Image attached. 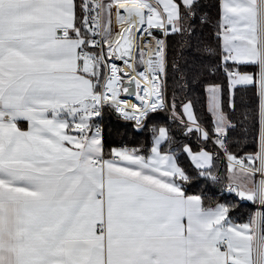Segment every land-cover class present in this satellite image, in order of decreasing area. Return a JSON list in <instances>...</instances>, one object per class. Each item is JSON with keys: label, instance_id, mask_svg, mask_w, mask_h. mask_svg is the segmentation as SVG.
Returning a JSON list of instances; mask_svg holds the SVG:
<instances>
[{"label": "crops", "instance_id": "1", "mask_svg": "<svg viewBox=\"0 0 264 264\" xmlns=\"http://www.w3.org/2000/svg\"><path fill=\"white\" fill-rule=\"evenodd\" d=\"M107 2L123 16L116 27L113 10L116 45L108 39L117 48L129 42L131 59L136 33L126 27L128 6L142 11L138 30L171 29L178 16L175 0ZM219 7L221 58L262 63L264 98V0H219ZM74 14V0H0V264H264L259 212L251 230L223 222L220 205L205 209L199 195L182 194L174 180L180 168L160 149L164 127L147 156L115 147L118 159L90 164L103 143L75 111L96 97L92 64L78 54L81 39L70 35ZM205 93L219 133L228 121L218 85ZM76 122L84 130H75ZM186 151L194 165L208 166V152ZM263 190L253 191L259 203Z\"/></svg>", "mask_w": 264, "mask_h": 264}, {"label": "trees", "instance_id": "2", "mask_svg": "<svg viewBox=\"0 0 264 264\" xmlns=\"http://www.w3.org/2000/svg\"><path fill=\"white\" fill-rule=\"evenodd\" d=\"M82 1L74 0V29L70 35L80 38V46L97 56L98 47L89 43V31L83 24ZM175 3L178 16L164 36L160 59L162 71L159 73V92L163 105L146 111L136 122L131 117L115 114L113 105L105 102L102 105V117L86 118L85 125L92 130L97 121L101 122L103 153L107 156L111 155L113 148L122 145L130 147L139 155L147 156L153 137L159 128L164 127L167 138L160 149L172 154L180 168L181 172L174 176V180L182 194L199 195L200 205L205 209L220 205L225 210L223 222L247 223L252 230L258 215L256 197L250 199L236 192L237 183L242 179L230 173L224 155L229 153L241 157L250 167L256 166L260 126L258 65L236 64L228 60L221 63L219 0H193L188 6L183 5L181 0H175ZM109 11L107 38L113 33L111 8ZM151 31L156 32L154 29ZM134 52L133 67L139 70L143 67L140 52L137 49ZM91 68L89 76L93 82V96L97 100L107 67L95 59ZM224 68L237 73H249L253 80L230 87L228 77L231 74ZM209 84L218 85L219 107L228 121L221 131L224 138L219 142V147L212 141V138L218 137V132L206 106L205 87ZM185 102L192 108L194 125L184 119L181 106ZM186 149L191 152H208V166L194 165ZM246 173L252 178L253 186V174L248 171ZM259 206V235L264 238L263 200Z\"/></svg>", "mask_w": 264, "mask_h": 264}, {"label": "built area", "instance_id": "3", "mask_svg": "<svg viewBox=\"0 0 264 264\" xmlns=\"http://www.w3.org/2000/svg\"><path fill=\"white\" fill-rule=\"evenodd\" d=\"M105 0H83L81 4V11H83V24L86 26V28L89 31V43L91 45H95L98 47V55L91 53L88 49L85 47L80 46L78 50L79 56L86 59V61L89 64H92L95 59H98L99 61L103 60V31H104V25H103V3ZM156 32L148 31V30H137L135 35V45L134 49H137L140 52L141 55V61L142 65L144 64V60L147 56H151V62L152 66L154 68H158L159 66V58L161 57L163 46H164V40H165V34L168 30H170V26L166 23H163L162 25L154 28ZM155 55V56H154ZM105 63L104 61H102ZM223 62V59L221 58V63ZM110 65H109V71H110ZM226 72L229 74L235 73V70H227L224 68ZM118 71V69H117ZM263 72V64L261 63L258 67V74H262ZM156 77H157V71H156ZM159 96L160 92L158 93ZM105 99L103 97H100L96 100H88L82 103L75 111L77 113V117L81 119V117H102V105L105 103ZM264 98L263 96L260 97L259 101V121L260 126L258 130V141H257V154H256V166L254 168L250 167L248 164H246V161L242 159L241 157L233 156L229 153H225L224 159L227 164L232 165L233 167L242 168L244 170H247L251 174H253L255 178V190L257 193H260V190L262 189L264 185V135L262 132L263 128V115H264ZM74 129L77 131L84 130L83 125H79L77 122L74 123ZM103 126L101 125L100 121H97L96 124H94L93 130L95 132H98L100 135L102 133ZM218 137L212 138L213 143L219 147V142L224 138L222 133L217 134ZM128 146H117L116 148H125ZM107 157L105 153H103L101 156L92 157L90 160V164L97 167L98 165L102 164L104 159ZM108 157L112 159H118L119 155L118 153H111ZM257 202V212H259L260 206L259 201L256 199ZM226 242V238L221 239L216 243L217 247H223L224 243ZM256 264V263H254Z\"/></svg>", "mask_w": 264, "mask_h": 264}, {"label": "bare ground", "instance_id": "4", "mask_svg": "<svg viewBox=\"0 0 264 264\" xmlns=\"http://www.w3.org/2000/svg\"><path fill=\"white\" fill-rule=\"evenodd\" d=\"M127 10L126 27H134V29L139 28L142 21V11L134 8V6H128ZM119 38V41H121L122 35H120ZM128 43H123V49L124 52L129 53V56L121 57L122 64L120 67H122V72L134 76L138 92L134 95L124 94L122 97L118 95L119 88L121 87L117 73L118 68L111 64V71L105 80L103 96L106 102L112 103L114 109L117 110L121 116L139 120L144 112L161 106L162 101L158 95V80L150 58L152 55L145 58L141 69L136 70L133 67V59H131L132 52L130 50V43Z\"/></svg>", "mask_w": 264, "mask_h": 264}, {"label": "rangeland", "instance_id": "5", "mask_svg": "<svg viewBox=\"0 0 264 264\" xmlns=\"http://www.w3.org/2000/svg\"><path fill=\"white\" fill-rule=\"evenodd\" d=\"M102 7H103V10H104L103 11V25H104L103 39H104V43H103V50H102V53H103V60L102 61H104L105 63H103L102 61L101 62L104 65H106V67H107V74L105 75L106 77L109 75V73L111 71V69L109 71V65L112 64V65H115L118 68L117 73H118V76H119V81H120V86H121L123 77L124 78L127 77L128 74L122 72V67H120L121 64H122V61H121L120 64H118L117 60H118V58H120V56H125L126 53L124 52L123 48H117L115 46L114 47L112 46V43L116 45V39H114V37H113L114 33H113V35L110 38L112 43H110V39L107 38V36H106L107 34L106 33H107V30H108V25H109V24H107V15H108L109 8H111V10H112V6H111V4L109 2H107V3L103 4ZM113 10H112V15H113ZM112 15H111V17H112ZM122 20H123V16H119L117 14V11L114 10V24L116 25V27H117L118 24L122 23ZM137 30L138 29H135V30L133 29V32H132L133 33V38H134V32L136 33ZM114 32H115V30H114ZM128 34H130V33H128ZM134 40H135V38H134ZM134 51H135V49H133V52ZM140 59H141V55H140ZM160 59H161V57L159 58V65H158L159 67L158 68H154V70L157 71L158 88H159V83H160L159 73L162 71V66H161V63H160L161 60ZM141 64H142V61H141ZM240 75H242L241 72H238L235 75H229L228 78H229V81H230L229 82L230 87H232L235 84H238V82L242 80V78H240ZM106 77H104V80L102 81L103 83L101 84V90H100V93L98 94L99 98L103 97V99L105 98L103 96V89H104V84H105ZM119 92L121 94L122 86L119 88ZM137 92H138V89H137L136 93ZM208 93H209V108H211L213 110V113L215 114L214 107L212 106V103H213L212 93H210V92H208ZM120 94H118V95L120 96ZM181 108H182L184 119L186 121L190 122V124H193L194 123V122H192L193 121V111H192V108L190 107V104L188 102H185V103L182 104ZM218 110L219 109L217 108L216 111H218ZM262 132H263V128H262ZM219 133H222V132H219ZM257 151H258V149H257ZM257 151H256V154H257ZM263 158H264V155H263ZM255 162H256V157H255ZM229 170H230V173L236 175L237 178H239V179L241 178L242 179V180H240V182L237 183L238 186H236L237 187L236 188V192L239 193V195H244L245 197L250 198V199L251 198H255V193L253 192V191H255V184H253V186H252V178L249 177V175H247V173H246L247 170H244L242 168L233 167L230 164H229ZM263 192H264V190H263Z\"/></svg>", "mask_w": 264, "mask_h": 264}, {"label": "water", "instance_id": "6", "mask_svg": "<svg viewBox=\"0 0 264 264\" xmlns=\"http://www.w3.org/2000/svg\"><path fill=\"white\" fill-rule=\"evenodd\" d=\"M121 58H118L117 60V63L120 64L121 63ZM121 86H122V95L126 94V95H134L136 93V81H135V78L134 76L132 75H128L127 77H123V80H122V83H121ZM114 110V113L117 114V115H120L119 112H117V110Z\"/></svg>", "mask_w": 264, "mask_h": 264}]
</instances>
